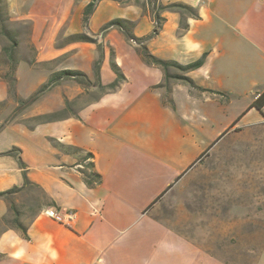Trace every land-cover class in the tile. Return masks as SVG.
<instances>
[{"label": "crops", "instance_id": "crops-1", "mask_svg": "<svg viewBox=\"0 0 264 264\" xmlns=\"http://www.w3.org/2000/svg\"><path fill=\"white\" fill-rule=\"evenodd\" d=\"M90 1L34 0L29 13L14 19L29 23L33 53L27 59L15 54L16 83L26 69L23 63L52 77L62 71L65 59L99 48L107 61L114 54L124 79L111 89L116 74L104 62L97 83L69 82L67 112L0 129V193L20 188L8 200L0 197V264H264V239L260 246L257 235L242 239L239 231L226 239L218 232L223 218H216L217 231L210 235L206 218L197 220L187 212L168 221L156 216L159 200L175 196L186 177L194 159L192 145L185 127L174 124L159 92L151 89L161 82L162 69L142 61L138 46L117 28L101 32L121 18L134 24L136 37H146L155 25L153 12L148 0H100L84 27L83 11ZM173 2L201 6L203 14H213L222 25L212 39L201 35L184 44L189 51L207 53L203 65L188 73L199 87L195 96L208 100L215 94L206 91L212 90L217 100L243 103L223 134L264 123L259 112L260 118L240 127L246 113L256 111L257 95L264 93V0H156L162 6ZM78 33L100 41L66 40ZM45 83L35 84L47 92L51 86ZM2 88L7 92L0 103L11 102L8 88ZM37 126L46 132L40 142L24 134ZM67 132L77 140H64ZM13 147L20 149L22 165L16 156L3 154ZM92 170L100 175L98 181L86 176ZM47 208L74 213V219L59 222L44 213ZM245 211L241 204L230 207L233 228H241Z\"/></svg>", "mask_w": 264, "mask_h": 264}, {"label": "rangeland", "instance_id": "rangeland-1", "mask_svg": "<svg viewBox=\"0 0 264 264\" xmlns=\"http://www.w3.org/2000/svg\"><path fill=\"white\" fill-rule=\"evenodd\" d=\"M33 2L34 0H0V17L4 19L5 26L15 32L19 43L16 54L20 59L31 58L33 55L30 48V25L14 19L29 13L34 6ZM170 4H181L184 7L161 8L159 16L163 21L159 29H155L154 26L145 41V46L157 58L172 60L182 66L203 58L202 64L193 69L183 71L176 67L169 68L170 74L186 76L193 81L188 73L203 65L207 53L189 51L184 40L188 39L190 42L192 38H200L201 35L207 40L212 39L222 25L213 14H203L201 6L194 8L184 2L167 5ZM166 13L171 15L169 21H166ZM95 38L100 39L98 36ZM4 43H8L5 38L0 40V54ZM140 59L144 61L142 57ZM111 60L115 61L114 54L111 53L107 61V58L104 59L102 48H99L97 51H88L65 59L59 70L83 72L88 76V81L97 83L96 71L99 72L104 62L114 72ZM120 63L121 61L118 62L119 67ZM24 64L26 69L24 74L20 75L22 79L16 83L14 80L1 78L8 68L0 61V95L3 97L4 92H7L2 88L5 84L9 97H12L11 102L0 103L2 120L0 129L6 124V127L20 128L22 124L19 121L24 125L31 124V120H34V123L44 117L51 120L56 116L54 113L67 112L69 107L67 98L72 95L69 90L72 85L69 82L76 85L86 82L82 77H65L50 84L53 76L48 77L47 71H38L33 67L29 70L30 66L26 63L21 65ZM38 80L45 81L51 89L47 92L39 91L41 87L35 84ZM195 86L192 87L185 80L166 78L165 74L160 83L151 86V89L159 92L162 104L170 111V118L174 124L177 127L180 125L185 127L194 157L190 167L185 170L186 177L177 185L179 188L176 195H166L159 200L156 216L168 221L175 214L180 213L179 216L184 217V213L187 212L197 220L205 221L206 218L210 235H215L217 231L216 218H223L224 227H219L218 232H223L226 239L230 240L234 235L237 236L236 232L239 231L242 239L257 235L258 245L261 246L264 239V123L236 130L230 129L223 134L224 128L227 129L238 119L243 103L239 100L228 103L227 97L217 100L216 92L212 90L206 91L215 94L208 100L196 97L195 91L199 87ZM246 114L240 127L253 118H260L257 110H249ZM36 128H38L36 131L24 134L31 136L34 142H40V137H45L46 132L41 130L43 126ZM64 140L77 139L74 132H67ZM47 141L51 142L49 139ZM234 204H241L247 208V211L241 213V228L232 227L234 218L228 211ZM192 230L194 231V228Z\"/></svg>", "mask_w": 264, "mask_h": 264}, {"label": "trees", "instance_id": "trees-1", "mask_svg": "<svg viewBox=\"0 0 264 264\" xmlns=\"http://www.w3.org/2000/svg\"><path fill=\"white\" fill-rule=\"evenodd\" d=\"M99 1L100 0H91L85 6L84 11H83L84 27H87L88 20H89L90 16L92 15V13L94 12L96 5ZM116 1L121 2V0H116ZM148 2H149L150 9L153 12L155 29H159V26H160L161 22L163 21V19L159 16V12H160L161 8H171L174 6L184 7V5H181V4H179V5L178 4H170V5H166V6L157 5L156 0H148ZM3 20L4 19L0 17V36L2 38H5L6 40H8V44L2 45V52L0 55V59L1 58L4 59V61L9 65V69L3 75L2 78L14 80V71H15V65H14L15 57L14 56L16 54V50H17L19 43H18L17 38L15 36V32H13L9 28H7L5 26V24L3 23ZM133 26H134V24L131 21L121 19V18H115V19L109 21L108 23H106L103 26L101 32L103 33V32H106L108 29L117 28L128 41H133L138 46V53L143 58L144 62H146L149 65L158 66L161 69H163L166 78L170 77V78H175L178 80H185L192 87H196L194 82L190 78H188L186 76H182V75L170 74L169 68L170 67H176V68H179L183 71L193 69V68H196L202 64L203 58L199 59L198 61H196L192 64L186 65V66H182V65H180L177 62L172 61V60H163V59L157 58L156 56L152 55L147 50V48L145 46V41L149 37V35L146 37H142V38L136 37L131 32V29ZM66 40L69 42H93V43L98 42V40L96 38L90 37L86 33H78V34L70 35L67 37ZM111 68L114 71V73L116 74V79L109 85V87L114 90L118 87L120 82L124 79V76L121 73L118 66L116 65L115 61H113V60H111ZM96 76H98V70L96 71ZM65 77H70V78L82 77L86 80V82H84V83H89V81L87 80V76L83 72L73 71V70H62V71H59L53 75V77L50 80V84L54 83L58 79H62ZM263 103H264V93L260 94V96L256 99V101L254 102L252 107L256 108V110H258V112H260L262 114L261 106ZM262 116H263V114H262ZM74 150L75 151H81V149H77V148H74ZM3 154L14 155V156H16L17 159H19L20 164L21 165L23 164L21 162L20 156H19L20 149L13 147L11 150H9ZM87 156L91 157L92 155H91V153H85L84 157H87ZM88 164L92 165L91 163H88ZM86 176H88L90 178V180H94V181H98L100 179V175L98 173H96L94 170H92V172L86 173ZM24 178H25V182H27L25 176H24ZM19 190H20V188H13L9 191L2 192V193H0V197L6 198V200H8L9 195H11L15 192H18Z\"/></svg>", "mask_w": 264, "mask_h": 264}, {"label": "built area", "instance_id": "built-area-1", "mask_svg": "<svg viewBox=\"0 0 264 264\" xmlns=\"http://www.w3.org/2000/svg\"><path fill=\"white\" fill-rule=\"evenodd\" d=\"M260 96L257 95L256 99ZM261 112L263 114V117H264V103L262 104L261 106ZM44 213L52 218H54L55 220L59 221V222H62V223H66V224H69L70 221H72L74 219V213H71V212H67V213H59L57 211H55L54 209H51V208H47L44 210Z\"/></svg>", "mask_w": 264, "mask_h": 264}, {"label": "water", "instance_id": "water-1", "mask_svg": "<svg viewBox=\"0 0 264 264\" xmlns=\"http://www.w3.org/2000/svg\"><path fill=\"white\" fill-rule=\"evenodd\" d=\"M100 41V40H99Z\"/></svg>", "mask_w": 264, "mask_h": 264}]
</instances>
